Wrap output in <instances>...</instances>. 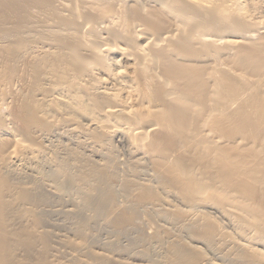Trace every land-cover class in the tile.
Wrapping results in <instances>:
<instances>
[{"label":"bare ground","instance_id":"bare-ground-1","mask_svg":"<svg viewBox=\"0 0 264 264\" xmlns=\"http://www.w3.org/2000/svg\"><path fill=\"white\" fill-rule=\"evenodd\" d=\"M247 1L0 0V70L29 53L25 129L0 138V264H23L17 247L29 264H264Z\"/></svg>","mask_w":264,"mask_h":264},{"label":"rangeland","instance_id":"rangeland-1","mask_svg":"<svg viewBox=\"0 0 264 264\" xmlns=\"http://www.w3.org/2000/svg\"><path fill=\"white\" fill-rule=\"evenodd\" d=\"M248 1H250L249 3L251 4L252 8L254 6L253 9L251 8L252 9L251 10L250 9V5L249 4L247 5L248 6L247 8L252 11L251 14L253 13L254 16H257V17L260 16V17H258L259 20L264 19V0H248ZM32 10L35 11V9H32ZM44 10L45 9L40 10L43 13L38 11V15L41 16V17H46L47 11H45L46 14H44L45 13ZM3 14H4V12L1 11L0 12V27L1 26L3 27L5 25H7V24L3 25V22L1 21V20L4 19V17H3V19H1V16H4ZM261 15H262V17H261ZM25 56L29 58V53L27 54V52H26L24 55H22V57L20 59L21 61L18 60L17 61L18 63L16 62L17 67L15 68V71L13 70L14 72L13 71H7L4 68L1 69V70H4V72L8 73V74H5V73L1 72V73L4 74L3 75V74L0 73L1 75L4 76V77L2 76L3 78L0 77V121H1L2 124H6L8 126V128H7L8 130H7V133L3 132V131L2 132L0 131V138L3 137V136H6L7 134L9 136V134H11V133H18V132H20V130L22 131V130L25 129L24 125L22 123H20V122H22V120H19L21 118H20V115H19V112H18V106H17L19 104V101H20L19 98H21V95H22L21 93L25 90V88H27V83H26V80H25L26 78H24V76H26L25 75L26 69L24 67L27 65L28 58H26ZM0 66H1L0 68H2V65H0ZM9 74H10V76H9ZM252 90L255 91V88L253 89V87H251L250 92H253ZM18 99H19V101H18ZM23 127H24V129H23ZM10 130H12V131H10ZM13 130H14V132H13ZM52 218H54L53 221H58V218L56 216H53ZM45 229H47V228L45 227ZM46 231L50 232L51 230L49 229V230H46ZM54 232L64 233V230L62 228H57V229H54ZM104 235L105 234H103L101 236L104 237ZM46 238H47V245H46V250L47 251L46 252H47V254H50V249H52V247L55 244H54V242L52 243V241H51V239H49V237H46ZM39 242H41V241H39ZM19 249L20 248L17 247V250L15 249L16 251H14V253H16V256H18L17 251L21 252V253L23 252L21 254L22 256L19 254L21 256V257L19 256V259H20V263H22V261H24L23 264H25L26 262L24 260V256H25L24 254L27 253V252H30V251H27V250L26 251H22V249H20V250ZM37 249L40 250L39 247ZM62 249H63V247H62ZM66 259H67L66 257L61 259L63 264H69V262ZM26 261L28 262V260H26ZM29 263H31V262L29 261L26 264H29Z\"/></svg>","mask_w":264,"mask_h":264}]
</instances>
